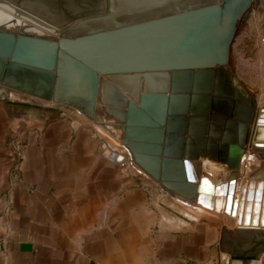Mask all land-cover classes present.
I'll return each instance as SVG.
<instances>
[{
  "label": "water",
  "instance_id": "1",
  "mask_svg": "<svg viewBox=\"0 0 264 264\" xmlns=\"http://www.w3.org/2000/svg\"><path fill=\"white\" fill-rule=\"evenodd\" d=\"M6 1L67 31L44 35L0 27V88L78 110L114 137L129 161L161 190L206 207L217 205L218 197L210 194L213 186L204 177L196 185L191 166L197 149L205 148L203 139L195 136L204 124L200 111L216 82L214 69L229 59L238 22L250 9H264V0H206L78 32L68 28L112 18L111 0ZM163 1L142 0L151 5ZM259 123L264 124V118ZM185 132L191 136L184 137ZM222 151L219 148V156H224ZM125 154L112 152L110 158L120 163ZM230 155H238L235 145ZM234 181L219 187L218 196L226 194L225 206L232 199L229 186ZM259 193L264 213V189L256 188L251 220L258 217ZM166 207L158 206L161 213L180 217ZM219 248L232 256H253L264 249V230L223 225ZM230 264L259 263L255 258H233Z\"/></svg>",
  "mask_w": 264,
  "mask_h": 264
},
{
  "label": "crops",
  "instance_id": "2",
  "mask_svg": "<svg viewBox=\"0 0 264 264\" xmlns=\"http://www.w3.org/2000/svg\"><path fill=\"white\" fill-rule=\"evenodd\" d=\"M106 142L78 110L0 88V264H264L221 251L217 218L161 213L158 185Z\"/></svg>",
  "mask_w": 264,
  "mask_h": 264
},
{
  "label": "bare ground",
  "instance_id": "3",
  "mask_svg": "<svg viewBox=\"0 0 264 264\" xmlns=\"http://www.w3.org/2000/svg\"><path fill=\"white\" fill-rule=\"evenodd\" d=\"M202 1L206 0H165L161 4L151 5L142 2V0H111L112 18H96L75 23L70 25L68 30L78 32L92 27H109L114 25L115 22L138 20L148 15ZM131 16L138 18L131 19ZM97 22L101 24L95 25ZM0 27L44 35H59L67 31V27L61 28L53 24H45L29 14L18 11L13 3L6 0H0ZM229 60L230 55L226 64L217 66L214 69L216 82L209 92L210 99L208 103L200 111V115L204 117V124L195 135L203 139L205 148L202 151L197 149V156L190 159L195 184H199L202 177H206L205 179L211 185L214 182L210 194L212 198L217 196L219 202L217 205L213 204L212 207H206L202 203H198L196 199H187L177 194L167 193L161 190L160 186L152 180L166 194L171 203L179 204V209L189 216L194 218L216 216L223 222L221 225L228 228L264 230V213L262 214L260 210L262 193L258 194L255 202L258 205L256 207L258 217L251 220L255 214L252 210L254 201L251 197H253L256 188L259 189V192H263L264 189V136L262 135L264 124L259 123V119L264 118V110L260 111L261 108H264V97L258 98V102H256L257 96L252 95L249 90L248 92L242 90L244 85L241 82H237L239 87L234 85L236 82H231L230 85L227 84L225 78L228 74L226 68L229 65ZM233 72L235 71L233 70ZM227 116H231V120ZM188 136L191 135L185 132L184 137ZM209 143L211 146L207 148ZM231 145L238 148L237 156L232 157L230 155ZM212 148H214V153L211 152ZM219 148L223 149L224 156H219ZM236 159H238L236 166L231 165ZM143 174L149 177L144 172ZM232 178L235 179L234 183L229 186L230 191L233 192L232 199L225 206L226 194L224 196H218V194L221 186H228L229 180ZM260 180H263V184L260 183ZM261 186L262 190L260 189ZM208 188L207 185L205 189ZM259 196H261L260 202L258 201ZM233 198H235V201ZM233 201L235 206H232ZM221 206L222 209L218 208ZM259 213L262 214L261 220ZM244 215L248 219H244Z\"/></svg>",
  "mask_w": 264,
  "mask_h": 264
},
{
  "label": "rangeland",
  "instance_id": "4",
  "mask_svg": "<svg viewBox=\"0 0 264 264\" xmlns=\"http://www.w3.org/2000/svg\"><path fill=\"white\" fill-rule=\"evenodd\" d=\"M75 19L76 18L72 19L71 21ZM71 21L67 23H70ZM98 24L101 23L100 22L95 23V25ZM263 37H264V10H262L261 8H252L238 22L237 31L233 39V42L231 44L229 65L226 68V70L228 71L227 74L228 78L227 77L225 78L227 84L230 85L231 82H236L234 83V85L238 86L239 84L237 82H241L244 85V86L242 85L243 86L242 90L244 89V91L246 90L247 92L249 90L252 95L255 94L257 96V98L255 97L256 102H258V98L264 97V43L261 41ZM232 69L235 72H233ZM262 110H264V108L260 109V111ZM227 118L231 120V116H227ZM157 189L161 193V190L159 188ZM162 193L164 192L162 191ZM164 195L165 198L162 199L163 200L162 203L168 202L170 205H166L164 203L167 206V208H169L173 212L178 213L179 216L181 214L183 216V217L181 216L182 218L190 219L193 221H201L205 219V217L203 216L194 218L192 216L187 215L186 213H183L179 209V204L175 202L171 203L166 197L165 193ZM212 217L214 219L217 218L216 216H212ZM218 220L220 221L221 224H223V222L220 219ZM259 252H257L256 255L259 254Z\"/></svg>",
  "mask_w": 264,
  "mask_h": 264
},
{
  "label": "built area",
  "instance_id": "5",
  "mask_svg": "<svg viewBox=\"0 0 264 264\" xmlns=\"http://www.w3.org/2000/svg\"><path fill=\"white\" fill-rule=\"evenodd\" d=\"M263 43H264V37L262 38L261 40ZM102 151H103V154L106 158L110 159L111 161H113L111 158H110V155L112 152H118V153H124V150L121 146V144L119 142H115V144H109V143H103L102 145ZM15 154L17 155H20V148L17 147L15 149ZM127 156L125 154V158L124 160H122L119 164H124L125 160H126ZM128 159V158H127Z\"/></svg>",
  "mask_w": 264,
  "mask_h": 264
},
{
  "label": "flooded vegetation",
  "instance_id": "6",
  "mask_svg": "<svg viewBox=\"0 0 264 264\" xmlns=\"http://www.w3.org/2000/svg\"><path fill=\"white\" fill-rule=\"evenodd\" d=\"M102 3H103V1H102ZM262 9V8H261ZM262 10H264V9H262ZM100 11H102V8H101V10ZM99 11V12H100ZM135 16V15H134ZM134 16H131V19H135V18H138V17H134ZM140 17V16H139ZM130 20V19H129Z\"/></svg>",
  "mask_w": 264,
  "mask_h": 264
}]
</instances>
